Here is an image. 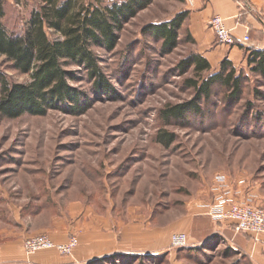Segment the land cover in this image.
I'll return each mask as SVG.
<instances>
[{
	"label": "rangeland",
	"instance_id": "1",
	"mask_svg": "<svg viewBox=\"0 0 264 264\" xmlns=\"http://www.w3.org/2000/svg\"><path fill=\"white\" fill-rule=\"evenodd\" d=\"M37 3L5 2L7 29L21 32ZM182 6L154 0L123 24L114 49L93 48L101 81L67 66L75 72L69 83L80 92V111L63 106L44 115L0 116V264H31L40 253L73 258L53 249L26 254L23 240L37 233L56 242L77 238L74 253L80 247L89 256L66 264H251L227 249L244 253L237 240L246 234L210 221L199 204L208 207L222 195L212 190L224 175L230 188L253 193L264 208V77L244 65L248 76L238 96L215 85L199 101V113L166 120L164 108L194 98L183 62L195 46L183 30L169 50L141 32ZM0 73L11 83L30 79L4 56ZM159 131L174 141L163 144ZM187 225L189 232L182 230ZM143 232L158 237L155 248L150 238L143 244ZM174 232L188 236L186 246H169ZM124 235L138 247L119 249ZM98 244L115 251L91 253Z\"/></svg>",
	"mask_w": 264,
	"mask_h": 264
},
{
	"label": "trees",
	"instance_id": "2",
	"mask_svg": "<svg viewBox=\"0 0 264 264\" xmlns=\"http://www.w3.org/2000/svg\"><path fill=\"white\" fill-rule=\"evenodd\" d=\"M5 2L0 0V56L11 62L14 70L30 77L28 82L11 83L0 73V116L13 119L24 113L44 115L48 109L63 106L74 112L80 111V92L69 83L76 78L75 72L67 66H81L89 77L101 81L93 48L114 49L117 32L123 24L154 0H110L108 3L102 0H38L21 32L7 29ZM188 15L187 10H177L168 18L148 23L141 33L149 34L169 50L178 45L179 31L183 30L186 41L195 46L196 41L187 24ZM245 53L246 67L264 77V49L246 47ZM183 63L185 70L192 74L187 80L194 90V98L164 108L162 116L166 120H179L186 113H199V101L209 98L215 85L227 89L229 95L238 96L242 81L248 76L245 67L235 66L226 57L213 67L195 48ZM238 68L241 74L237 73ZM157 138L165 145L174 141L172 133L167 131H159ZM187 248H198V245ZM227 249L228 252L237 251L236 261L247 259L254 264L245 253L230 245Z\"/></svg>",
	"mask_w": 264,
	"mask_h": 264
},
{
	"label": "crops",
	"instance_id": "3",
	"mask_svg": "<svg viewBox=\"0 0 264 264\" xmlns=\"http://www.w3.org/2000/svg\"><path fill=\"white\" fill-rule=\"evenodd\" d=\"M9 1L10 0H6V2ZM182 4L183 6L181 9L189 12L187 24L196 41L195 49L206 57L212 66L214 65L217 67L221 59L226 57L231 60L235 66L243 67L246 65V47L264 49V0H194L192 6L186 5L184 0ZM214 14H218L223 18L226 27L238 41L237 44L225 45L217 41L213 31L209 27V19ZM244 36H248L247 41L242 40ZM240 45H243V47ZM231 190L237 199L242 200L252 195L253 201L255 202V195L251 192H245L242 187H237L234 190L231 188ZM206 203L207 202L199 204L204 212L207 209ZM209 220L212 221L210 218ZM223 223L229 224L227 222ZM190 226L191 225H187L182 230L189 232ZM246 235L240 233L237 240L240 247L254 264H264V235H260L256 239L249 234ZM99 236V233L94 234L95 238H99ZM139 236V238L143 239V244H146L144 243L145 240L150 238V240L154 242L152 243L153 245H151L152 247L155 248V246L158 245L159 240L155 234L153 235L151 233V237H149V234L143 232L140 233ZM125 237L126 235H124L123 239L121 238L125 246L121 245L119 249L132 250L138 247L128 239L126 241L124 239ZM108 248H110V250H108ZM113 251H115V246L98 244L92 249L91 253L95 252L104 256ZM87 254L88 253L85 252L83 248L77 247L75 253L73 251V258H69V261L75 262L74 259L77 261L78 257H86ZM88 256L89 255H87V257ZM65 258L68 259V257ZM69 261L65 259L63 261H57L51 253H40L34 257L33 261L29 262L31 264H66Z\"/></svg>",
	"mask_w": 264,
	"mask_h": 264
},
{
	"label": "built area",
	"instance_id": "4",
	"mask_svg": "<svg viewBox=\"0 0 264 264\" xmlns=\"http://www.w3.org/2000/svg\"><path fill=\"white\" fill-rule=\"evenodd\" d=\"M192 6L194 0H185ZM209 27L220 44L233 45L238 41L226 27L223 18L214 14L209 19ZM248 40V36L242 38ZM213 191L222 195L213 200L207 207V216L216 223L227 222L236 232H243L256 239L264 235V208L258 206L250 195L245 199H237L227 183L224 175L215 177ZM187 235L184 232H174L169 239V246L178 248L187 245ZM77 245V238L70 236L65 242H56L46 233H37L26 237L22 247L26 254H34L41 250L53 249L61 255H69Z\"/></svg>",
	"mask_w": 264,
	"mask_h": 264
}]
</instances>
